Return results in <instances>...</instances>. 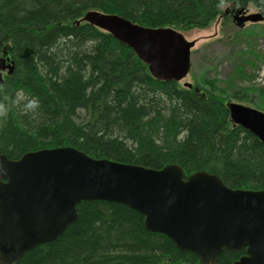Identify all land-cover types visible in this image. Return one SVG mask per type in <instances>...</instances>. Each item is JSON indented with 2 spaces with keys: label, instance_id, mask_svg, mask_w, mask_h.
Here are the masks:
<instances>
[{
  "label": "trees",
  "instance_id": "16d2710c",
  "mask_svg": "<svg viewBox=\"0 0 264 264\" xmlns=\"http://www.w3.org/2000/svg\"><path fill=\"white\" fill-rule=\"evenodd\" d=\"M220 4L0 0V55L4 50L14 63L0 80V153L16 159L27 151L71 146L94 158L150 168L175 163L185 175L204 170L232 188L264 189V143L235 124L227 107L235 99L264 110V90L236 91L201 77L193 83L196 92L157 80L130 47L87 22L76 24L93 9L143 26L189 31L226 18V10L264 9V0ZM237 69L254 78L242 63ZM30 101L36 103L30 107ZM77 212L62 234L26 251L16 264H201L196 254L147 229L144 216L122 202L84 200ZM244 253L224 249L215 264H230Z\"/></svg>",
  "mask_w": 264,
  "mask_h": 264
},
{
  "label": "water",
  "instance_id": "95a60500",
  "mask_svg": "<svg viewBox=\"0 0 264 264\" xmlns=\"http://www.w3.org/2000/svg\"><path fill=\"white\" fill-rule=\"evenodd\" d=\"M263 12L238 8L233 21L259 22ZM87 22L130 47L157 80L185 79L195 40L172 27H148L115 13L88 10ZM0 57L11 74L13 60ZM183 85L192 88V83ZM194 90L199 91L198 87ZM230 119L264 143V112L228 101ZM84 200L122 202L144 216V226L169 237L178 248L215 264L224 249L245 253L230 264H264V189L232 188L215 173L185 175L175 163L161 168L94 158L71 147L0 153V264H16L34 246L62 234Z\"/></svg>",
  "mask_w": 264,
  "mask_h": 264
},
{
  "label": "rangeland",
  "instance_id": "374dc122",
  "mask_svg": "<svg viewBox=\"0 0 264 264\" xmlns=\"http://www.w3.org/2000/svg\"><path fill=\"white\" fill-rule=\"evenodd\" d=\"M248 9L249 12H259L253 10L258 8L252 6ZM180 32L187 40H196L191 51L190 72L181 83L184 81L199 83L201 77L216 78L221 87L226 86L225 83H230L236 91L245 87L264 90V84H256L254 78L249 80L237 69V64L242 63L245 74L250 77L260 68H264V19L259 22H246L243 27H238L229 14L226 18L216 19L206 28ZM249 50L258 56L249 52L244 53ZM247 96L251 98L256 95L247 93ZM230 100L259 109L248 101L239 102L235 99L227 101Z\"/></svg>",
  "mask_w": 264,
  "mask_h": 264
},
{
  "label": "built area",
  "instance_id": "2783aa9c",
  "mask_svg": "<svg viewBox=\"0 0 264 264\" xmlns=\"http://www.w3.org/2000/svg\"><path fill=\"white\" fill-rule=\"evenodd\" d=\"M255 83L258 85H263L264 84V69H262L258 76L255 78Z\"/></svg>",
  "mask_w": 264,
  "mask_h": 264
},
{
  "label": "clouds",
  "instance_id": "9594fccd",
  "mask_svg": "<svg viewBox=\"0 0 264 264\" xmlns=\"http://www.w3.org/2000/svg\"><path fill=\"white\" fill-rule=\"evenodd\" d=\"M227 3V0H221V4L219 6L223 7V5ZM253 10H258V9H253ZM36 102L35 101H30L29 102V106H33ZM184 134H186V130L184 133L181 134V136H183ZM179 138V137H178Z\"/></svg>",
  "mask_w": 264,
  "mask_h": 264
},
{
  "label": "flooded vegetation",
  "instance_id": "af4514ba",
  "mask_svg": "<svg viewBox=\"0 0 264 264\" xmlns=\"http://www.w3.org/2000/svg\"><path fill=\"white\" fill-rule=\"evenodd\" d=\"M258 10H260V12H263L264 13V9L258 8ZM230 16H231V14H230ZM219 18H222V17H219ZM219 18L217 20H219Z\"/></svg>",
  "mask_w": 264,
  "mask_h": 264
}]
</instances>
